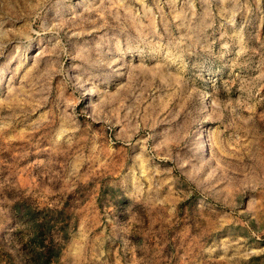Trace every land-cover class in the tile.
I'll use <instances>...</instances> for the list:
<instances>
[{
    "label": "clouds",
    "instance_id": "9594fccd",
    "mask_svg": "<svg viewBox=\"0 0 264 264\" xmlns=\"http://www.w3.org/2000/svg\"><path fill=\"white\" fill-rule=\"evenodd\" d=\"M0 264H264V0H0Z\"/></svg>",
    "mask_w": 264,
    "mask_h": 264
}]
</instances>
